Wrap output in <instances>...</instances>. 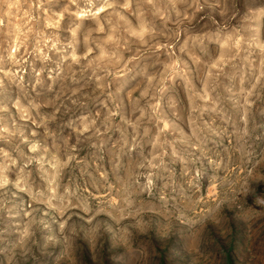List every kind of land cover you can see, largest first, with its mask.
<instances>
[{"label": "rangeland", "instance_id": "obj_1", "mask_svg": "<svg viewBox=\"0 0 264 264\" xmlns=\"http://www.w3.org/2000/svg\"><path fill=\"white\" fill-rule=\"evenodd\" d=\"M0 264H264V0H0Z\"/></svg>", "mask_w": 264, "mask_h": 264}]
</instances>
